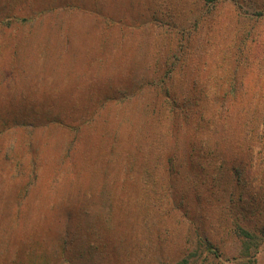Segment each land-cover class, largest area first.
<instances>
[{
	"label": "rangeland",
	"instance_id": "obj_1",
	"mask_svg": "<svg viewBox=\"0 0 264 264\" xmlns=\"http://www.w3.org/2000/svg\"><path fill=\"white\" fill-rule=\"evenodd\" d=\"M68 1L77 9L32 20L49 0H0V118L31 114L22 130L0 125V264H264V130L231 146L209 122L188 157L193 132L169 137L165 115L150 127L148 88L99 102L152 75L184 34L185 79L210 98L233 81L264 98V50L251 51L259 11L238 21L224 0L195 23V0H101L118 21L105 30L96 0ZM149 15L151 31L129 27Z\"/></svg>",
	"mask_w": 264,
	"mask_h": 264
},
{
	"label": "trees",
	"instance_id": "obj_2",
	"mask_svg": "<svg viewBox=\"0 0 264 264\" xmlns=\"http://www.w3.org/2000/svg\"><path fill=\"white\" fill-rule=\"evenodd\" d=\"M195 2H199V4H201V12L199 13L195 23H199L204 20H206L204 22H208L211 18L207 20L206 15L214 13L212 11H217V8L226 3L224 0H195ZM100 3L101 0H96L95 5L92 4L94 6L95 14L100 12L99 15L104 29L111 30V28L117 26L118 21H116L114 17L107 15L105 12H101L102 7ZM228 3H232L233 5V8L231 7L229 9V13L238 21L244 19L245 16H242L243 11L250 12L258 10L259 12L257 16L262 18H258L257 20L264 22V0H230ZM43 6V8L38 7L39 12L32 14V20H34L35 17L41 18L54 11L67 12L69 10L77 9L73 6V4L69 3L68 0H49V2L44 3ZM152 15L156 18L155 13ZM153 17L149 15L145 24L137 23V20H135L133 24L129 25V27H134L136 29L144 27V29L151 31L153 23L157 22L153 19ZM247 21L248 23L252 22L251 19H248ZM255 23H257V21H255ZM145 25H147L148 28L145 27ZM180 25L184 34L185 31L188 30L186 22H183ZM194 28L196 29L195 26ZM250 34V30H248L246 32V38L249 37ZM186 36L184 34L179 41L173 39L174 44L170 47L167 57L162 60V57L160 56L158 63L153 65L152 75H146L143 80L140 79L141 81H137L133 86L122 84L118 87H115L114 85L110 86V89L108 90L109 95L101 97L102 99L99 97V102H123V100L131 96L130 94H134L143 88H148L147 90H150L153 95L151 96L152 101L150 103L147 104L148 101L145 102L146 109L151 111L150 114L152 113L151 118L154 124L150 127L155 128L157 126V122L159 121V117L165 115L170 120L169 127L167 129V135L169 137L171 136L173 138L180 130L181 132H185L182 133L186 137L193 132L194 136L192 138L188 140L187 138L185 139L187 142L188 157L191 156V151L193 152L194 150L193 147L191 149V146H194L193 141L197 139L198 135H200V139H203L205 134L203 132H205V129L207 128L206 125H208L209 122L213 127L211 129L212 133L217 135V133L220 132L222 135V137L217 135L216 142L219 144L224 142L231 146H237L242 140L240 138L241 136L238 137L239 134L237 135V133L241 131L259 134L261 130H264V98L259 99L256 97L246 96L244 94L246 92V86L244 83H236L233 81L225 89L223 94H215L210 98L205 94L201 87H199L197 82L189 81L184 78L186 75L185 73L187 72L185 64H188L189 58H191V54L189 52L190 48L187 47L188 40L190 41L191 35L188 34L189 38ZM252 43L253 46L251 51L254 53H261L264 50V31L261 32V34L254 36ZM160 60L162 61L159 62ZM189 73L191 75L192 71ZM180 74L182 78L181 81L177 83L176 75L180 76ZM30 115L31 114L28 112H20L14 115L12 114L9 121H6L7 119L0 118V125L2 127H8L15 124L20 128V130H22V127L29 126L28 124L31 120ZM60 120L64 119L57 118L51 120V124L56 127H65L66 130L70 131L69 134L71 136L72 134L75 136L76 129L72 128L71 125L65 124V126H62L63 123ZM32 123L33 120L30 123V127H32ZM78 126H80V124H78ZM25 134L29 139V132H24V135ZM150 135L153 137V132H151ZM256 138L257 136L255 135L254 139ZM197 152L200 156L204 157V153H201L200 150ZM167 155V159H171L174 156V154L170 151ZM238 155H240L239 152ZM250 155L251 152L248 150L246 153L242 154V156L246 157ZM235 156L237 155L235 154ZM168 161L170 162L171 160ZM33 167L34 163L31 162L30 172L32 179L35 174L33 173ZM221 169L222 166L220 164L217 166L216 171ZM169 170L172 172L175 168L169 167ZM231 170L234 176L236 175L239 180L245 173L244 167L242 169L241 166L233 167ZM217 174H219V172H217ZM30 182L31 181L29 179V181L25 183V190L32 186L30 185ZM23 195H21L20 198L23 197ZM207 245L209 246V243H207ZM32 253L34 254V252ZM40 264H43V262Z\"/></svg>",
	"mask_w": 264,
	"mask_h": 264
}]
</instances>
